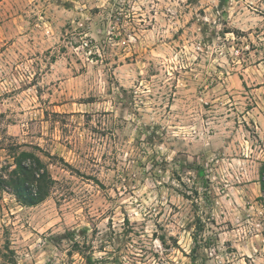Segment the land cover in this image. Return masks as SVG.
<instances>
[{
    "label": "rangeland",
    "instance_id": "374dc122",
    "mask_svg": "<svg viewBox=\"0 0 264 264\" xmlns=\"http://www.w3.org/2000/svg\"><path fill=\"white\" fill-rule=\"evenodd\" d=\"M20 151L54 181L2 185L0 264H264V0H0Z\"/></svg>",
    "mask_w": 264,
    "mask_h": 264
},
{
    "label": "trees",
    "instance_id": "16d2710c",
    "mask_svg": "<svg viewBox=\"0 0 264 264\" xmlns=\"http://www.w3.org/2000/svg\"><path fill=\"white\" fill-rule=\"evenodd\" d=\"M13 159L15 167L10 171L8 180L3 178V175L0 174V189L3 184H9L18 200L26 205H35L44 200L54 180L50 176L42 160L33 152L29 151H20L18 154H14ZM181 166L186 167V163L184 165L181 164L180 167ZM258 184L261 191V196H259L258 199L263 200L264 159L260 161L258 169ZM203 230L204 224L199 221L192 233L194 244L192 251L194 254L197 253L201 245H203Z\"/></svg>",
    "mask_w": 264,
    "mask_h": 264
}]
</instances>
